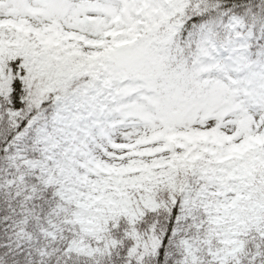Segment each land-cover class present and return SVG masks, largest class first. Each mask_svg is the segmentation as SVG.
<instances>
[{
	"label": "snow or ice",
	"instance_id": "obj_1",
	"mask_svg": "<svg viewBox=\"0 0 264 264\" xmlns=\"http://www.w3.org/2000/svg\"><path fill=\"white\" fill-rule=\"evenodd\" d=\"M0 264H264V0H0Z\"/></svg>",
	"mask_w": 264,
	"mask_h": 264
}]
</instances>
